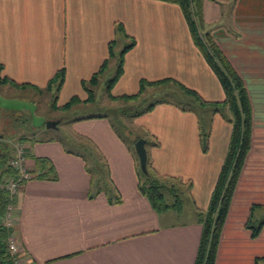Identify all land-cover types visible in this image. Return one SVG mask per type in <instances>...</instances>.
Instances as JSON below:
<instances>
[{
  "label": "crops",
  "instance_id": "crops-1",
  "mask_svg": "<svg viewBox=\"0 0 264 264\" xmlns=\"http://www.w3.org/2000/svg\"><path fill=\"white\" fill-rule=\"evenodd\" d=\"M200 33L231 63L251 106L250 149L214 264H255L264 257V0H202ZM130 39L135 45L124 56L113 96L136 94L141 81L171 79L205 102L224 100L180 7L168 0H0V77L42 92L1 85L13 93L47 94L46 103L55 111L53 92L45 87L56 72L64 69L65 78L54 105L59 108L74 96L83 101L87 94L82 81L99 71L110 45L114 58L106 70L117 65L116 53ZM154 89L146 88L144 95ZM194 111L166 102L132 120L136 133L149 141L145 149L153 171L179 179L185 188V208L190 207L193 216L184 223L167 221L175 211L152 209L138 189L135 151L119 139L107 118L73 124L79 137L96 145L107 166L102 184L108 190L93 198L91 177L79 155L57 139L26 143L33 178L14 197L12 212V232L24 264H194L202 232L197 213L207 208L231 133L220 113L198 105ZM199 118L211 120L206 153L201 151ZM48 124L59 131L55 122ZM38 158L51 164L54 181L36 178L42 171L37 169ZM109 192L118 194L120 203H110Z\"/></svg>",
  "mask_w": 264,
  "mask_h": 264
},
{
  "label": "trees",
  "instance_id": "trees-1",
  "mask_svg": "<svg viewBox=\"0 0 264 264\" xmlns=\"http://www.w3.org/2000/svg\"><path fill=\"white\" fill-rule=\"evenodd\" d=\"M168 1L175 3L180 7L188 25L194 45L202 54L213 73L216 75L222 87L225 95L224 100L218 103L205 102L195 91H192L171 79H165L157 82L141 81L139 84V90L136 94L122 95L118 97L113 96L111 94V90L123 74L124 56L135 45V41L132 39H130V43L124 46L118 54L116 70L113 77L110 78L105 84V93L107 99L111 102H125L132 104L140 102V100L143 98L146 88H159L171 84L184 95L191 97L194 100V105H198L200 109L209 108L211 109L212 114L220 113L221 116L231 125V133L225 158L221 165L213 191L210 195L209 203L205 211H198L197 213L198 221L202 226V232L194 264H214L220 240V234L229 211L230 202L240 176L244 159L250 149L251 106L245 86L239 75L232 67L231 63L224 56L218 45L211 38H209L208 35H201L200 33L202 0ZM118 31L123 32L122 27L118 26ZM112 58H114L113 47L110 45L109 57L106 61H104L99 71L96 72L89 80L82 81L81 83L82 89L87 94V98L82 101L78 97L74 96L59 108L54 104L57 101V94L64 83L65 71L64 69H61L56 72L45 87L46 92H53L52 107L57 110H68L72 106L80 103H94V88L97 86L100 76L105 72L109 64V60ZM1 70L2 66L0 65V72ZM0 84H11L14 87L22 89L32 87L30 85H18L12 83L5 77H0ZM32 88L38 93L42 92L38 87ZM162 103L166 102L151 104L141 111H136L133 113L132 118H138L144 114H147L151 112L156 105ZM178 108L184 112H195L194 108L182 106H178ZM223 111H225L226 114L228 113V116H226ZM112 128L119 139H121V141L130 149L132 148L131 145L134 147V144L138 139H142L138 133H135L131 145H129V143L124 140V138L121 136V134H119L113 125ZM210 128L211 120L205 123L203 119H198V129L202 153H206L208 150ZM90 144L99 155L98 158H100V161L104 164V167H96L99 174L98 178L95 179L93 177L92 171L88 168L86 160L82 157V155H77L82 158L85 163V169L90 174V186L92 187L93 191L89 195V198H93L100 192L108 190L107 186L105 187L102 184V181L107 180L108 172L106 163L99 153L96 145L92 143ZM147 144H149L148 140H146V145ZM154 146H158V143H154ZM11 157V147L5 141H3L2 137L0 136V183L13 176V171L8 165ZM36 164L37 169L42 170L39 171L38 175H36V178L53 181L56 179V176L51 172V164L46 159L38 158L36 159ZM147 171L148 174L144 175L141 172L139 166H137V175L139 180L138 189L143 194V196L148 199L152 209L157 213H163L167 211L179 212L182 210V200L179 194L175 193L177 185H180V180L168 176L159 177L153 171L148 161ZM188 187H190V185ZM107 195L110 197V203H120V197L118 194L115 196V194L113 195L112 192H109ZM171 198H173V200H171ZM14 202L15 199L11 198L6 190L0 188V264H13L5 244L6 238L11 233V230L5 227L4 221L8 205L14 204ZM258 230L259 229L257 228L252 231L251 236L255 237L258 234ZM263 258H258L255 264H259V261Z\"/></svg>",
  "mask_w": 264,
  "mask_h": 264
},
{
  "label": "rangeland",
  "instance_id": "rangeland-1",
  "mask_svg": "<svg viewBox=\"0 0 264 264\" xmlns=\"http://www.w3.org/2000/svg\"><path fill=\"white\" fill-rule=\"evenodd\" d=\"M115 57V59L118 58V53H116ZM115 70L116 65L112 64L101 75L100 82L94 88V103H80L68 110H52L51 103H46L47 94L41 96L33 90H20L13 93L0 84V136L2 140L13 149L18 142L34 145L51 138L57 139L67 151L82 155L88 168L92 171L93 177L96 179L99 177L96 167H104V164L98 158L97 152L92 148L90 144L92 141L81 138L74 132L73 124L75 122L103 116L109 120L124 140L131 145L137 130L132 124L134 112L141 111L147 106L159 102H171L177 106L189 108H194L195 106L191 97L184 95L173 85L155 88L143 95V98L137 103L111 102L106 97L105 84L113 77ZM223 113L226 114L225 111ZM226 116H228V113ZM48 120L55 122L59 126V131L50 127ZM131 147L133 150L134 147L132 145ZM136 165L139 166L138 161ZM184 189L180 185L176 187L175 193L179 194L184 209L181 213L175 211L170 214V218L167 219L169 223L188 222L193 216L190 207L185 208L188 205L189 197L185 194ZM261 264H264V262Z\"/></svg>",
  "mask_w": 264,
  "mask_h": 264
},
{
  "label": "built area",
  "instance_id": "built-area-1",
  "mask_svg": "<svg viewBox=\"0 0 264 264\" xmlns=\"http://www.w3.org/2000/svg\"><path fill=\"white\" fill-rule=\"evenodd\" d=\"M27 150L28 148L24 142H18L14 146L12 149V157L8 163L10 169L13 171V176L0 183V188L6 190L11 198H14L18 194L22 185L33 178V174L27 165ZM13 210L14 205H8L4 225L7 229L11 230V233L6 238L5 244L12 263L24 264L22 252L18 246L17 239L12 232L14 228V219L12 216Z\"/></svg>",
  "mask_w": 264,
  "mask_h": 264
},
{
  "label": "water",
  "instance_id": "water-1",
  "mask_svg": "<svg viewBox=\"0 0 264 264\" xmlns=\"http://www.w3.org/2000/svg\"><path fill=\"white\" fill-rule=\"evenodd\" d=\"M146 141L138 139L134 144V151L138 159L139 168L144 175L148 174L147 171V152L145 149Z\"/></svg>",
  "mask_w": 264,
  "mask_h": 264
}]
</instances>
